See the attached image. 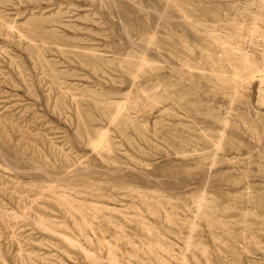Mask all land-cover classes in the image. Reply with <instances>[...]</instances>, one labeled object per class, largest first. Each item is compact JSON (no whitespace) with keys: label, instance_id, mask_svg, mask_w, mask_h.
Listing matches in <instances>:
<instances>
[{"label":"rangeland","instance_id":"374dc122","mask_svg":"<svg viewBox=\"0 0 264 264\" xmlns=\"http://www.w3.org/2000/svg\"><path fill=\"white\" fill-rule=\"evenodd\" d=\"M0 264H264V0H0Z\"/></svg>","mask_w":264,"mask_h":264}]
</instances>
